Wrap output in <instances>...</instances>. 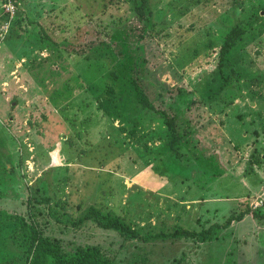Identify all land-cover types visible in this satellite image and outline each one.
<instances>
[{
  "label": "rangeland",
  "instance_id": "obj_1",
  "mask_svg": "<svg viewBox=\"0 0 264 264\" xmlns=\"http://www.w3.org/2000/svg\"><path fill=\"white\" fill-rule=\"evenodd\" d=\"M15 3L0 40V211L66 256L94 246L114 264H264V219L252 215L264 214V0H145L143 20L132 0ZM238 24L246 34L219 68ZM133 80L173 119L176 152ZM90 206L141 234L211 231L143 243L73 226ZM30 254L0 218V262Z\"/></svg>",
  "mask_w": 264,
  "mask_h": 264
},
{
  "label": "trees",
  "instance_id": "obj_2",
  "mask_svg": "<svg viewBox=\"0 0 264 264\" xmlns=\"http://www.w3.org/2000/svg\"><path fill=\"white\" fill-rule=\"evenodd\" d=\"M15 1L16 0H13L14 3ZM132 3L133 11L137 14L139 20H143L145 0H132ZM6 19L7 18L5 15L4 21ZM245 34L246 29L241 24L234 25L225 33L219 47L217 67H222L223 63L227 60L228 55L230 54L236 43L239 42ZM76 54L82 56L83 53ZM116 78L117 76L113 75V79L116 80ZM131 85L141 105H143L144 107H148L150 110H153L161 115L162 123L171 133L172 139L169 143L170 148L173 152H176L173 147L176 140V127L173 119L169 117V115L165 111L155 109L148 102L147 97L138 86L136 80H133ZM115 92L116 91L114 88V83H109L106 85L104 89V96L102 97L103 99H100L99 102V106L102 107L103 110H107V104L112 101ZM249 212L250 210H247L245 211V213H240L236 217H229L226 221V226H229L233 221L241 220L244 214H248ZM252 215L258 219H264V214H261L259 212L252 213ZM0 218L3 220L15 221L19 230L29 241L31 253L29 264H47L49 257L53 260V264H114L111 261L105 259L99 249L94 246L85 249L78 248L73 254L66 256L61 252L57 241H52L47 237L42 236L40 232L35 229V227L26 223L25 219L22 216L8 214L4 211H0ZM87 221H92L100 229L111 230L118 233L124 238L140 241L143 243L154 240L156 238H166L168 236H184L194 238L197 235L209 234L211 231V229H208L201 233H195L193 231L179 229L169 235L163 233L141 234L140 232L129 226L127 223H125L122 218L109 212L102 213L92 206L88 207L86 213L76 221H72L71 224L73 226H79L80 224ZM0 264L4 263L0 262Z\"/></svg>",
  "mask_w": 264,
  "mask_h": 264
},
{
  "label": "built area",
  "instance_id": "obj_3",
  "mask_svg": "<svg viewBox=\"0 0 264 264\" xmlns=\"http://www.w3.org/2000/svg\"><path fill=\"white\" fill-rule=\"evenodd\" d=\"M2 9L4 10V14L6 15V20L3 22L0 27V40L7 34L9 27L16 15V4L13 0H3Z\"/></svg>",
  "mask_w": 264,
  "mask_h": 264
}]
</instances>
